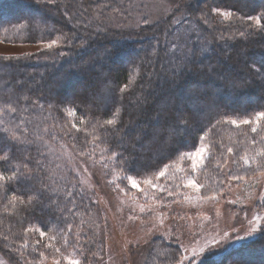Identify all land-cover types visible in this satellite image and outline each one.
I'll list each match as a JSON object with an SVG mask.
<instances>
[{"label": "trees", "instance_id": "1", "mask_svg": "<svg viewBox=\"0 0 264 264\" xmlns=\"http://www.w3.org/2000/svg\"><path fill=\"white\" fill-rule=\"evenodd\" d=\"M131 6L132 0H0L1 41H56L29 56L0 55V133L19 138L14 165L36 170L40 161L37 186L47 185L54 202V211H41L26 195L24 203L14 198L23 189L0 188V255L11 264L43 255L97 264L105 249L108 218L78 177L60 171L52 140L67 138L126 195L170 210L192 191L222 197L231 184L264 172V119L256 121L264 111V0H179L163 18L119 27L115 15L131 20ZM248 16H260L261 25ZM178 100L192 111L165 128L163 117ZM117 113V125H107ZM201 145L208 157L187 176L188 156ZM255 209L264 216V196ZM139 252V264H179L182 257L177 241L160 235ZM204 264H264V226Z\"/></svg>", "mask_w": 264, "mask_h": 264}, {"label": "rangeland", "instance_id": "2", "mask_svg": "<svg viewBox=\"0 0 264 264\" xmlns=\"http://www.w3.org/2000/svg\"><path fill=\"white\" fill-rule=\"evenodd\" d=\"M178 1L132 0L133 18L128 20V16L115 15L117 25L132 28L144 18H163L176 8ZM46 47L47 43H6L0 40V55L15 58L29 56ZM60 142L52 140L50 147L56 157L60 156V171L66 172L67 169L78 177L108 218V232L103 236L105 249L99 255L97 264H139L137 255L140 247L147 246L159 235L173 237L177 241L182 252L179 264H188L193 251L199 253L201 248L205 250L204 264L207 259L222 255L225 248L230 250L240 244L238 237H249L251 234L252 238L254 229L264 226L263 214L255 209L256 203L264 196V172L231 184L222 197L202 198L192 191L181 201L175 202L176 208L170 210V205L164 208L162 205L143 204L139 198L128 196L121 189L113 187L104 177L103 169L89 162L90 157L78 155L67 138H62ZM200 147L206 149L202 154L203 159H197L196 168L193 169V158L191 154L188 156L190 166L187 176L196 174L208 157L206 145L199 146L195 151ZM214 241L221 243L213 246ZM0 264L11 263L0 255ZM20 264H57V261L43 255L39 260L25 259Z\"/></svg>", "mask_w": 264, "mask_h": 264}, {"label": "snow or ice", "instance_id": "3", "mask_svg": "<svg viewBox=\"0 0 264 264\" xmlns=\"http://www.w3.org/2000/svg\"><path fill=\"white\" fill-rule=\"evenodd\" d=\"M224 16H230L231 13H222ZM248 20H254L257 27L261 25V17L260 16H248ZM56 43L55 40L51 41L47 44L48 48H52V46ZM115 55V53L111 54ZM11 59V58H10ZM18 59V58H17ZM222 78L224 80H228L227 75H222ZM123 90V89H122ZM84 91H87L85 88ZM73 95H76V93H73ZM190 100H192V97H189ZM67 98L60 99L59 103H65ZM71 102V101H68ZM194 102V101H193ZM12 111H15V109H12ZM168 115L163 117L165 120L164 127L169 128L173 125L169 123L175 122L178 120L183 119V113L185 111H192L191 108H189L186 104H183L181 101H177V106L175 108L168 109ZM74 113V110H73ZM264 119V111H260L256 113V121L259 122V120ZM119 121L118 113L114 114L113 118L108 119L106 121V124L109 126H115L117 125ZM233 125H237L239 123L242 124H250L252 123L251 120L245 119L242 121H237L235 119L229 121ZM75 127V125H73ZM116 131H119V129H115ZM8 130L4 129L3 133H0V168L3 170H0V188L5 187L6 185H13L16 189H23V194L21 196L14 197L15 199L20 200L21 203H24L23 196H27V204L32 206L34 209H40L41 211L47 210L49 212L54 211L53 208V200L52 197L49 195V189L47 185H44L43 183L40 184V186H37V176L34 174L35 171L39 170L40 161H37V169L33 170L28 167V163L23 164V168L18 167L13 164V160L16 158V153L20 151L18 140L19 138L15 135H12L11 137L4 135ZM79 131V129H77ZM253 132L256 131V128L252 129ZM149 133H145V136L147 137ZM203 139V137H201ZM120 143V142H118ZM206 151L204 147H200L197 151L192 152V167L193 169L196 168V160L197 159H203L202 154ZM27 159V158H25ZM123 159V157H121ZM125 164H128V161H124ZM10 173V174H9ZM165 175V171L159 172V177H163ZM127 180L132 188L139 189L140 185L137 181V179L133 178L132 175L127 176ZM147 183H151V181H147ZM155 186V185H154ZM188 186L195 187L199 189V185L195 183V181L189 180ZM28 193H33V195H28ZM71 195V193H69ZM39 231V235L41 238L45 237L46 232L43 229H37ZM255 231V229H254ZM227 235V234H226ZM251 234H249V237H238L237 239L240 242H243L247 239H249ZM221 243L219 241H214L213 246L216 244ZM59 251V249H57ZM204 249L201 248L200 252L197 253L196 251H193V254L190 258H188V264H203V254ZM225 252L228 251L227 248L224 249ZM67 260V264H80V261L78 259H72L70 257L65 258ZM57 264L59 262L57 261Z\"/></svg>", "mask_w": 264, "mask_h": 264}]
</instances>
